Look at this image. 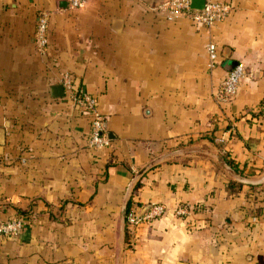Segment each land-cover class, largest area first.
I'll use <instances>...</instances> for the list:
<instances>
[{"label":"crops","instance_id":"obj_1","mask_svg":"<svg viewBox=\"0 0 264 264\" xmlns=\"http://www.w3.org/2000/svg\"><path fill=\"white\" fill-rule=\"evenodd\" d=\"M163 1L0 0V219L26 221L0 235V264H264V197L229 189L221 156L264 173V118L248 120L264 97V0H226L209 27L167 20ZM225 56L244 64L228 100ZM64 72L95 97L107 145L88 147L89 115L49 93ZM123 201L166 211L127 225Z\"/></svg>","mask_w":264,"mask_h":264},{"label":"built area","instance_id":"obj_2","mask_svg":"<svg viewBox=\"0 0 264 264\" xmlns=\"http://www.w3.org/2000/svg\"><path fill=\"white\" fill-rule=\"evenodd\" d=\"M68 4L72 7H82L85 4V0H68ZM162 5L167 20L185 18L204 27H209L220 21L231 10V4L226 0H204L201 8L190 7V0H164ZM47 21L48 13L43 10L37 11L34 19L33 44L38 53H44L48 46ZM205 50L208 57L207 64L211 67L217 61L218 50L215 43L210 40L205 43ZM243 75L244 64L240 61H237L229 70H226L220 85V93L223 100H228L233 96ZM61 84L64 91L68 93V96L81 112L89 115L86 145L95 149L107 145L106 118L97 109L95 97L75 89L68 72L61 74ZM165 211L166 206L158 202L149 204L141 213L134 209H128L125 213V222L127 225H135L141 219H151ZM188 212L186 205H178L173 209L175 215H186ZM25 223V219L17 215L0 219V235L15 234Z\"/></svg>","mask_w":264,"mask_h":264},{"label":"water","instance_id":"obj_3","mask_svg":"<svg viewBox=\"0 0 264 264\" xmlns=\"http://www.w3.org/2000/svg\"><path fill=\"white\" fill-rule=\"evenodd\" d=\"M203 1L204 0H190V7L201 8L203 5ZM236 63H237V60L231 59L225 56L223 67L225 70H229ZM48 89H49V93L52 96H62L64 94V89L61 83H55V84L49 85ZM232 177L233 179L241 183L255 185V184L261 183L264 180V173L258 178H249L240 173H233ZM125 212H126V201H123L122 207H121V213H122V218L124 220H125Z\"/></svg>","mask_w":264,"mask_h":264},{"label":"trees","instance_id":"obj_4","mask_svg":"<svg viewBox=\"0 0 264 264\" xmlns=\"http://www.w3.org/2000/svg\"><path fill=\"white\" fill-rule=\"evenodd\" d=\"M259 117H263L264 118V97H262L261 99H259L258 101V107H257V110L256 111H250L249 112V116H248V120H251V119H256V118H259ZM224 162L226 164H228L230 166V168L234 171V172H238V173H242V171L240 169L237 168L236 164L233 162L232 159L226 157V155H221ZM240 182H237L233 179H229L226 186L229 188V189H233L234 186H240ZM248 189L251 190V191H260L262 192L261 193V196L262 198L264 197V184H257V185H248ZM129 209V201L126 205V211ZM260 209L258 208L257 211H259ZM127 235V234H126ZM127 237V236H126Z\"/></svg>","mask_w":264,"mask_h":264}]
</instances>
